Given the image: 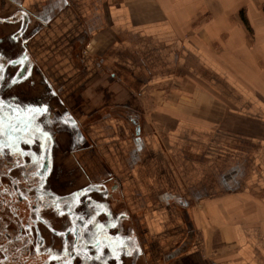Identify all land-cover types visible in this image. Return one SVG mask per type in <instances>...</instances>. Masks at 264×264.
<instances>
[{
  "label": "crops",
  "instance_id": "1",
  "mask_svg": "<svg viewBox=\"0 0 264 264\" xmlns=\"http://www.w3.org/2000/svg\"><path fill=\"white\" fill-rule=\"evenodd\" d=\"M21 3L57 28L46 43L63 41L59 73L87 78L90 97L103 88L138 107L142 151L129 180L148 238L167 215L179 228L164 201L176 195L197 234L191 264H264V0ZM78 32L87 40L76 55L66 43Z\"/></svg>",
  "mask_w": 264,
  "mask_h": 264
},
{
  "label": "flooded vegetation",
  "instance_id": "2",
  "mask_svg": "<svg viewBox=\"0 0 264 264\" xmlns=\"http://www.w3.org/2000/svg\"><path fill=\"white\" fill-rule=\"evenodd\" d=\"M52 22L0 0V264H191L197 234L183 197L164 198L179 211L178 239L165 246L147 236L129 180L142 151L138 107L103 88L90 97L87 78L59 73L63 41L46 43ZM86 40L78 32L66 50L77 55Z\"/></svg>",
  "mask_w": 264,
  "mask_h": 264
},
{
  "label": "rangeland",
  "instance_id": "3",
  "mask_svg": "<svg viewBox=\"0 0 264 264\" xmlns=\"http://www.w3.org/2000/svg\"><path fill=\"white\" fill-rule=\"evenodd\" d=\"M55 42V41H54ZM146 174V173H145ZM168 181L165 180L162 184H161V187L163 188H168L167 185H168ZM167 219L163 220V222L165 221V224L163 225V228L161 230V235H160V242H162L165 246L166 245H170L172 244L173 242V237L172 234H173V230L175 229V221L173 219L170 218V216H166ZM172 220V221H171ZM177 222V221H176ZM178 226H179V222H178ZM178 228V227H177ZM170 230H172V233L170 232ZM176 230V229H175ZM157 239V238H155ZM171 240V241H170Z\"/></svg>",
  "mask_w": 264,
  "mask_h": 264
},
{
  "label": "water",
  "instance_id": "4",
  "mask_svg": "<svg viewBox=\"0 0 264 264\" xmlns=\"http://www.w3.org/2000/svg\"><path fill=\"white\" fill-rule=\"evenodd\" d=\"M136 135H138L137 132H136ZM181 211H182V217H183V219L185 221H188L190 223V217H189V214H188V210L187 209H181Z\"/></svg>",
  "mask_w": 264,
  "mask_h": 264
}]
</instances>
